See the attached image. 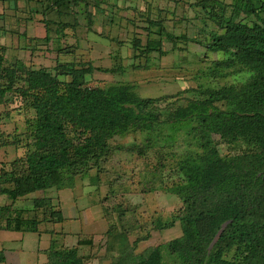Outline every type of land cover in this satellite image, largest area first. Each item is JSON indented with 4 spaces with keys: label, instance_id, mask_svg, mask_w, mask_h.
Segmentation results:
<instances>
[{
    "label": "trees",
    "instance_id": "16d2710c",
    "mask_svg": "<svg viewBox=\"0 0 264 264\" xmlns=\"http://www.w3.org/2000/svg\"><path fill=\"white\" fill-rule=\"evenodd\" d=\"M92 1L37 0L36 10L29 9V18L45 11L46 35L29 38L24 46L19 42L17 48L33 55L44 43L47 51L56 52L54 70L28 64L26 57L9 53L11 44L0 42V106L19 98L24 109L33 114L27 118L24 133L13 136L17 146L24 136L25 145L33 147L28 159L1 163L0 195L10 202L0 205V227L37 232L43 223L62 221V209L53 197H36L30 207L16 203L20 199L28 201L27 197L38 191L74 188L76 173L88 174L91 161L107 155L115 137L149 131L155 137L149 145L163 143L161 148H166L172 147L169 144L180 133L187 151L176 163L182 175L180 182L170 186L182 200L179 213L168 219L155 217L149 224L150 231L133 240L127 229L119 234L110 224L106 252L96 256L80 251L96 243L95 235L80 236L73 246L61 245L53 238L44 264H103L104 260H110V264H264V0L196 3L203 9V22L212 20L218 28L211 31L206 48L227 55L214 62V76L227 77L234 70L247 72L249 78L241 84L207 87L201 91L204 98L173 110L156 106L171 96H143L136 82L121 79L105 87L87 83V77L96 72L125 74L127 66L122 56L128 46L136 52V59L143 55L146 60L128 67L134 71L157 69L155 55L172 54L163 43L167 36L173 42L162 20L148 17L147 25L136 24L134 37L124 40V26L118 35L105 31L106 26L120 23L115 18L97 20L96 11L85 9L87 34L92 31L102 43L108 42L111 58L118 65L103 67L93 58L78 60L84 39L78 35L81 14L77 8L84 2L88 7L97 6L103 16L107 12ZM8 3L9 10L20 11L19 0ZM228 6L232 7L230 14ZM19 21L17 15V28L0 25L9 42L23 35ZM70 34L77 37V42L62 44ZM142 34H146V41ZM177 46L174 41L172 49ZM217 133L228 143L241 140L248 148L222 156L213 141ZM163 157H169L167 152ZM164 164L162 161V168ZM157 172L161 171L157 168ZM104 199L100 198L101 204ZM177 221L182 226L180 237L136 252L137 245L150 238L152 230L174 227Z\"/></svg>",
    "mask_w": 264,
    "mask_h": 264
},
{
    "label": "rangeland",
    "instance_id": "374dc122",
    "mask_svg": "<svg viewBox=\"0 0 264 264\" xmlns=\"http://www.w3.org/2000/svg\"><path fill=\"white\" fill-rule=\"evenodd\" d=\"M16 2V0H14ZM24 1V0H23ZM200 0H93L92 3L103 8L106 15L103 16L100 9L88 7L84 2L80 4L77 10L81 13L79 17L81 26H83L82 36L87 28V16L85 9L92 12L96 11V19L113 17L119 24L106 26L105 31L113 36L118 35L119 29L124 26V37L132 38L135 35V25H147L148 17L154 20H162L166 28L167 35L170 34L173 42L178 46L173 50V42L169 37L164 40V48L172 54L157 57V69L152 70H133L131 64L142 65L146 63L145 56L134 57L135 51L129 46L124 52L123 61L127 66L125 74L96 72L87 77V83L91 86H107L121 82L125 79L130 83H137V91L146 97H166L160 100L158 107L168 106L170 110L178 106L188 105L190 100L204 98L201 91L207 87L220 88L225 84H241L249 78L247 72H235L227 77H215L213 72L214 62L227 57L223 52H215L206 48V43L211 38V31H218L217 26L212 20H202L203 9L196 4ZM230 4L233 0H220ZM13 5H15L13 3ZM102 5V6H101ZM231 6L227 7V13L230 14ZM112 11H115L114 14ZM24 13L19 12L21 19L19 29L27 30L29 36H43L44 27L38 23L31 25L25 20ZM17 16L14 15V23ZM109 20V18L107 19ZM2 19H0V22ZM100 24V23H99ZM101 26V25H100ZM10 27L9 25L7 26ZM102 27V26H101ZM101 27H98L101 29ZM3 30V28H2ZM219 32H223L219 29ZM82 40V49L78 52L80 59L93 58L96 65L103 67H117L118 61L111 58L108 42L101 43L91 31L86 34ZM146 41V34H142ZM159 37V36H157ZM180 37L182 40H175ZM80 39V38H79ZM77 37L70 34L62 44L75 43ZM0 42L11 44L9 53L18 54L21 58H27L28 64L35 67L46 66L54 70L56 66V52L47 51L44 43L40 44L38 52L31 55L29 51H19L18 43L21 46L27 42L24 36L17 38L8 37L4 31L0 30ZM199 42V43H198ZM202 42V44H201ZM112 48V47H111ZM18 50V51H17ZM119 51L115 47V51ZM20 53V54H19ZM70 59V58H68ZM153 60V59H152ZM25 61V62H26ZM125 66V67H126ZM70 80V78H67ZM10 97V96H9ZM225 107V103L222 104ZM169 110V111H170ZM33 117L31 112L24 109L23 103L19 98H15L12 103L0 106V167L1 163L14 161L15 158L26 161L28 153L33 151V147L25 145L26 138L22 136L23 141L20 146L14 144L16 140L14 135H22L28 125L27 118ZM165 118V116H164ZM162 117V119H164ZM179 135V136H178ZM172 147L161 148V146H150L155 137L152 132H131L123 137L112 139L108 154L101 157L99 161L92 160V167L88 174L74 176L75 187L65 191L58 192L51 188L48 194L55 196L56 202L61 201L63 209L68 212L70 219L63 223H57L49 228H55L60 234L55 238L62 241L66 246H72L77 243L79 235L88 237L95 235L96 243L93 246L87 245L81 253L96 256L98 253L106 252V242L109 237L106 231L110 224L111 227L118 230V233L125 232L127 229L131 239L142 237L150 231V222L157 216L168 219L172 215L179 213L182 207V200L174 193L170 186L180 182L182 175L176 168L179 158L187 151L182 134H178ZM213 141L222 156L233 155L248 148L247 144L241 140H235L231 143L225 141L220 134L213 135ZM10 143V145H6ZM162 149V150H161ZM141 151V152H139ZM167 152L169 157L166 160L163 153ZM162 161L165 167L162 168ZM157 168L161 172H157ZM162 168V169H161ZM98 183L97 185H93ZM41 194V192H39ZM5 201L2 203H6ZM103 197V198H102ZM104 199V201L100 202ZM54 199V198H52ZM8 201L10 199L8 198ZM29 201V200H28ZM54 201V200H53ZM27 200H21L16 203L17 206H32L27 204ZM71 211L76 215H71ZM109 219L111 220L109 223ZM107 220V221H106ZM68 231H72L70 234ZM67 234H63V233ZM6 233V232H5ZM29 238L25 244V252L29 257L25 259L28 264H38L46 259V255H38L36 248L50 244V233H28ZM182 235V226L179 221L171 228L164 230H152L151 237L141 241L137 245V253H142L154 246L166 243ZM40 241V242H39ZM32 247H35L33 253ZM110 260H104L103 264H110Z\"/></svg>",
    "mask_w": 264,
    "mask_h": 264
},
{
    "label": "crops",
    "instance_id": "0c3cea01",
    "mask_svg": "<svg viewBox=\"0 0 264 264\" xmlns=\"http://www.w3.org/2000/svg\"><path fill=\"white\" fill-rule=\"evenodd\" d=\"M11 1V0H10ZM13 1V0H12ZM30 1V4L26 3L27 0H19V5H20V11L21 13H24L23 16L25 17V20H28L29 23L32 22L31 25H36L38 23H40L44 29H45V34L43 36L46 35V26H45V11L41 12V13H35L31 18L29 15V9L30 10H36V3L37 0H28ZM9 0H0V15H2V21L0 22V25H4L6 23V25L13 27V28H17L18 25H16V23H14V15L17 16L19 14V12L15 13L14 10H9ZM15 13V14H14ZM17 14V15H16ZM81 14V13H80ZM19 18V17H18ZM21 20V19H20ZM20 25V22H19ZM80 29L83 30V27L80 26ZM21 31V30H20ZM21 32H23V35L25 37L26 40L29 41V38L32 37H43V36H29L27 33V30H22ZM81 30H79L78 35L84 39L83 36H85L87 34V28H86V32L84 29L85 34L82 36L81 34ZM25 33V34H24ZM16 36V35H15ZM17 37V36H16ZM14 37V38H16ZM102 43V42H101ZM111 52V49L110 51ZM68 189H72V188H68ZM67 190V189H66ZM58 192H61L60 190H57ZM65 191V190H63ZM39 192H41V194H39ZM0 196H5V195H0ZM6 197V203H9L10 201H8L7 196ZM39 198V197H53L54 199V203L56 205L59 204L60 209H62V213L64 216V219L60 222H51L53 223V226H55L57 223H63L65 220L70 219V215L68 214V212H66L61 204V201H59L58 203L56 202V198L55 196H51L48 194V190L46 191H38L36 193L30 194L27 199H29L30 202H28L29 204H32L31 202L33 201L34 198ZM2 201H5V198L0 197V205L6 204V203H2ZM71 215H76L74 214V212L71 211ZM41 224L39 226V231H13V230H6L0 227V264H28V262H25V259H27L29 257L28 253L25 252V244L27 243V239L29 238L28 233H37L42 235L43 233H50L51 235V240L54 238L56 239L59 244L61 245H65L62 243V241H60L59 239L55 238L56 234H60L59 231H57L55 228L50 229L49 226L50 224ZM6 232V233H5ZM72 231H68L67 233H71ZM66 232L63 234H67ZM80 238V235H79ZM78 238V240H79ZM50 240V244L48 246H44V247H40V243L36 248L37 254L38 255H46V259H44L43 262H40L38 264H44L47 260V250L50 248L51 246V241ZM40 242V241H39ZM78 242V241H77ZM76 245V244H74ZM66 246V245H65ZM73 246V245H72ZM35 250V247H32L31 252L33 253V251Z\"/></svg>",
    "mask_w": 264,
    "mask_h": 264
}]
</instances>
